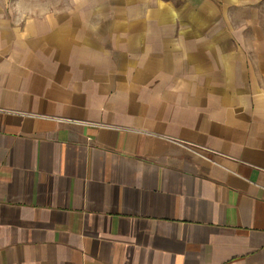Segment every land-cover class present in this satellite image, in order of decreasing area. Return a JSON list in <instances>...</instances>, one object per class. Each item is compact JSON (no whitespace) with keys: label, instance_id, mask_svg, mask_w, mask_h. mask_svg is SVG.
Segmentation results:
<instances>
[{"label":"crops","instance_id":"obj_1","mask_svg":"<svg viewBox=\"0 0 264 264\" xmlns=\"http://www.w3.org/2000/svg\"><path fill=\"white\" fill-rule=\"evenodd\" d=\"M0 5V264H264V0Z\"/></svg>","mask_w":264,"mask_h":264},{"label":"rangeland","instance_id":"obj_2","mask_svg":"<svg viewBox=\"0 0 264 264\" xmlns=\"http://www.w3.org/2000/svg\"><path fill=\"white\" fill-rule=\"evenodd\" d=\"M22 0H9V3L11 2V4L13 6H19L20 3L23 4V2H21ZM25 2L28 1V2H31V0H24ZM3 3V0H0V5ZM21 5V4H20Z\"/></svg>","mask_w":264,"mask_h":264}]
</instances>
